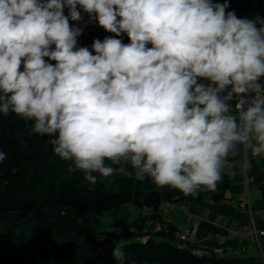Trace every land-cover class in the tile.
<instances>
[{"label":"clouds","instance_id":"9594fccd","mask_svg":"<svg viewBox=\"0 0 264 264\" xmlns=\"http://www.w3.org/2000/svg\"><path fill=\"white\" fill-rule=\"evenodd\" d=\"M229 6L0 0V114L54 137V153L90 185L94 174L120 175L185 196L214 192L231 156L264 151V18ZM93 21L114 34L92 42L95 54L77 46ZM112 256L125 264L124 246Z\"/></svg>","mask_w":264,"mask_h":264},{"label":"trees","instance_id":"16d2710c","mask_svg":"<svg viewBox=\"0 0 264 264\" xmlns=\"http://www.w3.org/2000/svg\"><path fill=\"white\" fill-rule=\"evenodd\" d=\"M229 5L226 11H235L238 18H264V0H229ZM81 13L83 21L79 24L83 25L88 14L83 10ZM87 24L94 30H83L77 38L78 47L93 51L95 39L114 36L95 21ZM116 38L125 44L130 42L126 34ZM260 83L264 84V77ZM30 127L31 122L15 114H0V151L7 154L0 163V264H15L12 257L19 253L25 255L22 264H117L112 256L115 242L124 246L125 264H264L238 258L198 257L175 244L177 228L171 224L147 229V223L159 218L162 202L189 205L204 199L213 204L229 201L225 199L229 175L223 177L216 191L209 193L201 188L195 196L159 187L151 178L138 181L133 176L104 178L94 174L97 183L90 185L82 172L69 170L71 161L54 153V137L30 134ZM244 152L241 148L226 166L240 160ZM128 170L132 171L130 167ZM246 172L261 195L264 211V175L255 165L247 166ZM127 206L138 214L148 209L149 219L131 223L119 220L114 224V235L100 239L92 219ZM120 227L127 230H118Z\"/></svg>","mask_w":264,"mask_h":264},{"label":"crops","instance_id":"0c3cea01","mask_svg":"<svg viewBox=\"0 0 264 264\" xmlns=\"http://www.w3.org/2000/svg\"><path fill=\"white\" fill-rule=\"evenodd\" d=\"M263 164L264 151L258 147L245 148L243 157L226 166L223 173V177L225 175L230 176V186L225 192V199L242 200L248 198L254 210L253 219L258 229L264 228L263 200L255 185L248 179L246 171L249 165H255L260 170ZM221 182L218 183L217 188ZM135 215L138 220H142L138 212ZM131 222H135V220L127 223ZM165 223H169L177 229L182 227L194 229L200 239L202 249L210 250L220 247L222 258H238L264 263V241L261 250H259L253 240L227 237L230 231L248 225L250 216L248 212L226 202L213 204L204 199L189 205L173 203L168 213L159 214V218L147 223V229H161Z\"/></svg>","mask_w":264,"mask_h":264},{"label":"built area","instance_id":"2783aa9c","mask_svg":"<svg viewBox=\"0 0 264 264\" xmlns=\"http://www.w3.org/2000/svg\"><path fill=\"white\" fill-rule=\"evenodd\" d=\"M260 172L264 174V164L260 169ZM226 203L237 207L240 210H244L248 212L250 216V223L245 226H240L227 234L228 238H240V239H249L253 240L256 243V246L259 250H261L262 242L264 241V228L258 229L254 223L253 215L254 210L249 203L248 198L242 200L230 199ZM172 204L169 202H162L160 206V214L168 213L171 209ZM149 210L143 208L140 210L139 215L141 219L148 220L149 219ZM175 244L180 248H185L189 250V252L198 257H222V249L220 247L213 248L210 250L202 249L200 246V239L197 237L196 231L191 228L182 227L178 228L175 236H174Z\"/></svg>","mask_w":264,"mask_h":264},{"label":"rangeland","instance_id":"374dc122","mask_svg":"<svg viewBox=\"0 0 264 264\" xmlns=\"http://www.w3.org/2000/svg\"><path fill=\"white\" fill-rule=\"evenodd\" d=\"M82 10V9H81ZM64 14L67 15L68 11L64 10ZM70 23L73 26H77V22L75 21H70ZM85 25V24H83ZM81 25V26H83ZM91 24H86V26H84V29L86 30H94L93 27L90 26ZM136 210L132 207H125L122 210H119L118 212H114V213H110L102 218L99 219H92L93 222V228L100 234V239H104L109 237L111 234L114 235L115 233V223L120 221H124V222H130L131 220H137L140 221V219L138 220L136 218ZM118 230L121 231H126L127 229H124L123 227H120ZM14 231V230H13ZM2 232V231H1ZM15 232V231H14ZM25 255L24 254H17L14 257V263L15 264H22V261L24 259Z\"/></svg>","mask_w":264,"mask_h":264}]
</instances>
